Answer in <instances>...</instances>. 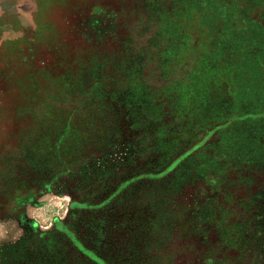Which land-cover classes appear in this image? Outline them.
Listing matches in <instances>:
<instances>
[{
	"label": "rangeland",
	"instance_id": "rangeland-1",
	"mask_svg": "<svg viewBox=\"0 0 264 264\" xmlns=\"http://www.w3.org/2000/svg\"><path fill=\"white\" fill-rule=\"evenodd\" d=\"M0 264H264V0H0Z\"/></svg>",
	"mask_w": 264,
	"mask_h": 264
}]
</instances>
